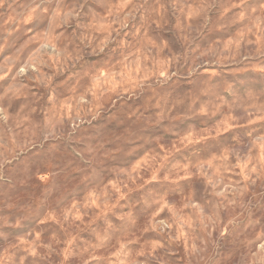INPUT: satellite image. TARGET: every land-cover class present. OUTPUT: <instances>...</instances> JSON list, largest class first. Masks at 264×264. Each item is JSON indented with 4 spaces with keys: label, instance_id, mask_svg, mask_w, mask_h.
Returning <instances> with one entry per match:
<instances>
[{
    "label": "clouds",
    "instance_id": "obj_1",
    "mask_svg": "<svg viewBox=\"0 0 264 264\" xmlns=\"http://www.w3.org/2000/svg\"><path fill=\"white\" fill-rule=\"evenodd\" d=\"M0 264H264V0H0Z\"/></svg>",
    "mask_w": 264,
    "mask_h": 264
}]
</instances>
